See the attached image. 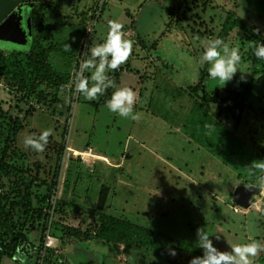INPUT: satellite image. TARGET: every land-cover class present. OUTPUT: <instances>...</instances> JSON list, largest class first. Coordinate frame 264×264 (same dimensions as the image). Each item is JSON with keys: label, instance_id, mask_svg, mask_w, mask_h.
Masks as SVG:
<instances>
[{"label": "rangeland", "instance_id": "rangeland-1", "mask_svg": "<svg viewBox=\"0 0 264 264\" xmlns=\"http://www.w3.org/2000/svg\"><path fill=\"white\" fill-rule=\"evenodd\" d=\"M237 18L259 33L254 47L264 43V0H31L7 16L0 25V264H188L203 255L197 228L220 251L250 240L264 245V60L252 65L244 30L232 26ZM109 21L132 41L127 60L107 75L136 93L135 120L106 108L114 88L95 100L75 90ZM33 34L52 74L21 89L20 76L36 70ZM217 37L238 47L244 71L223 87L199 64ZM46 129L43 151L24 146V137ZM238 185L253 188L247 208L233 201ZM101 215L137 227L142 240L124 230L119 240L99 235Z\"/></svg>", "mask_w": 264, "mask_h": 264}, {"label": "clouds", "instance_id": "clouds-1", "mask_svg": "<svg viewBox=\"0 0 264 264\" xmlns=\"http://www.w3.org/2000/svg\"><path fill=\"white\" fill-rule=\"evenodd\" d=\"M122 24L118 21L108 22V32L104 41L88 49L89 58L80 65V71L76 74L75 90L85 100H95L102 96L107 88H114L110 98L105 101L106 108L123 118L137 119L133 110L136 93L129 87H116L115 82L109 78L107 72L122 65L130 55L132 41L122 38ZM66 50L69 46L65 45ZM254 55L264 60V43H259L254 49ZM98 61V62H97ZM199 64L207 67V80L214 82L215 86L223 87L230 81L237 70L240 69L241 55L238 47L229 46L219 37L210 39L204 47ZM84 70H90V77H83ZM240 79H243L244 71H241ZM91 81L92 83L90 84ZM50 130H44L38 136H26L23 144L34 151H43L48 143ZM264 169V163L258 165ZM264 180V176L260 178ZM196 246L203 250L202 256L192 257L188 264H252V258L258 253L264 252V245L255 240L242 244H230L231 251H220L212 243L209 233L197 228ZM220 237L217 235L216 239ZM170 254L175 255L171 250Z\"/></svg>", "mask_w": 264, "mask_h": 264}, {"label": "trees", "instance_id": "trees-1", "mask_svg": "<svg viewBox=\"0 0 264 264\" xmlns=\"http://www.w3.org/2000/svg\"><path fill=\"white\" fill-rule=\"evenodd\" d=\"M232 24H233L232 26L238 25L241 29L244 30V33L247 37V41L249 43V49L247 50L248 51L247 54L251 60L252 65L254 67H256L261 61L260 59H258L254 55V49H255L254 45H255V42L259 40V33L257 32L255 27H253L250 24H247L246 22H243L242 20H240L238 18L236 19V22L232 23ZM232 26H230V27H232ZM29 51H31L32 55L36 59V63H35L36 70L34 73L33 72L31 73V76H24V75L20 76L19 81L16 78V80L18 81V85H19V87H21V89L26 88V87H28L29 89L34 88L37 83L48 81V77L52 74V70L50 68V65L45 60V57H44L45 55L42 53V51H40V49L37 45V38H36L35 34H33V36H32L31 48ZM3 60H4V52L2 50H0V76H1V65H2ZM205 74L207 75L206 72H205ZM33 76H36V77L34 78ZM40 77L41 78L43 77V78L40 79ZM252 175L255 176V174H252ZM99 217H100L99 220L104 225L103 228L99 229V235H101V236L107 235L108 239L119 240L121 237L120 235H121V233L123 234V230H124V233L127 236H129V237L135 236L136 238L139 237L142 240L141 234L143 235L144 233L139 232L137 227H133L135 230L130 229V228H127L128 225L126 222L125 223L127 226H125L124 224H123L124 226H120L119 222H118V220H116V218H113V217L108 218L107 216H102V215ZM128 227H131V226H128ZM20 236L21 235L16 237V239H18V240H16V242H14L15 244H13L12 249L19 246V237ZM256 263L257 264H264V253L260 255V257L256 260Z\"/></svg>", "mask_w": 264, "mask_h": 264}, {"label": "water", "instance_id": "water-1", "mask_svg": "<svg viewBox=\"0 0 264 264\" xmlns=\"http://www.w3.org/2000/svg\"><path fill=\"white\" fill-rule=\"evenodd\" d=\"M31 0H0V25L5 21L7 16L13 12L18 5L21 3H27ZM252 192L253 188L245 186V185H238L233 191V201L236 205L241 208H247L252 202ZM106 190L102 188L100 190V195L97 200L96 208L101 209L104 199H105ZM264 212V206L262 208Z\"/></svg>", "mask_w": 264, "mask_h": 264}, {"label": "built area", "instance_id": "built-area-1", "mask_svg": "<svg viewBox=\"0 0 264 264\" xmlns=\"http://www.w3.org/2000/svg\"><path fill=\"white\" fill-rule=\"evenodd\" d=\"M53 242V238L50 236V235H46L45 236V243H44V246H49L51 243Z\"/></svg>", "mask_w": 264, "mask_h": 264}, {"label": "bare ground", "instance_id": "bare-ground-1", "mask_svg": "<svg viewBox=\"0 0 264 264\" xmlns=\"http://www.w3.org/2000/svg\"><path fill=\"white\" fill-rule=\"evenodd\" d=\"M91 154V153H90ZM95 156V155H94Z\"/></svg>", "mask_w": 264, "mask_h": 264}]
</instances>
